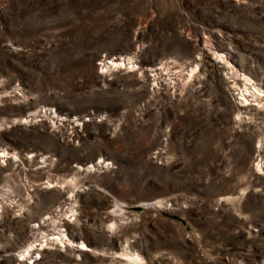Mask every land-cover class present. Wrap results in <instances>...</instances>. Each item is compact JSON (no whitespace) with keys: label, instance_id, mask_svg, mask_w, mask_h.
<instances>
[{"label":"rangeland","instance_id":"1","mask_svg":"<svg viewBox=\"0 0 264 264\" xmlns=\"http://www.w3.org/2000/svg\"><path fill=\"white\" fill-rule=\"evenodd\" d=\"M230 64L264 90V0H0V264H264V99ZM55 224L91 250L20 255Z\"/></svg>","mask_w":264,"mask_h":264},{"label":"bare ground","instance_id":"2","mask_svg":"<svg viewBox=\"0 0 264 264\" xmlns=\"http://www.w3.org/2000/svg\"><path fill=\"white\" fill-rule=\"evenodd\" d=\"M217 56L221 57V58L223 57L222 54H218ZM223 59H224V57H223ZM109 60L110 61H106V63H104V65L102 66L103 68L107 67V69L109 70L112 67L113 68L114 67H120V68L122 67V68H126V69L130 70L136 66L134 63L135 61H133L132 57L111 58ZM228 64H229V62H228ZM165 65H166V63H165ZM160 70H161V67H160ZM230 70H231L232 74H234V75L237 74L239 76V78H241V80L244 82L242 84V86H240L242 88V90H241L242 91V97H243V98H241L242 103H244L245 101L248 100L247 99L248 97H246V96H249V95L264 99L263 88H260L259 86H257L253 82V80L250 76H248L246 74L239 73L238 70H235L234 66L231 64H230ZM191 72H194V68L191 70ZM0 158H2L3 162H4L8 158L17 159L18 156L16 154H13L12 152L8 151L6 148H0ZM54 186L55 185L52 184V182H48L46 187L47 188H53ZM73 195L74 194H71L69 197L73 198ZM47 219H48V217H46L43 220L44 225L47 222ZM39 225L41 226V224H39ZM54 226H55L54 231H56V232L46 234V232L44 233L43 231H40L38 233L37 238L34 239L33 241H31L24 248V250L21 251L20 255H22V256H24V258H28V259L36 256V254L41 256L40 252L43 251L44 249H47L50 244H56V245H59L60 247H63V248L71 247L75 250H81V251L91 250L84 241L76 243L73 239H71L69 237L68 233H66L65 230H61L60 228H58V224H55ZM124 254L128 256L127 260L129 259L131 262H133V264H147L144 257L139 255V254H132V253L131 254L124 253ZM39 256H36V257L38 258Z\"/></svg>","mask_w":264,"mask_h":264}]
</instances>
